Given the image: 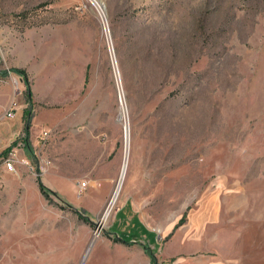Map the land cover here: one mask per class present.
<instances>
[{
    "label": "rangeland",
    "instance_id": "obj_1",
    "mask_svg": "<svg viewBox=\"0 0 264 264\" xmlns=\"http://www.w3.org/2000/svg\"><path fill=\"white\" fill-rule=\"evenodd\" d=\"M95 1L108 41L89 0H0V127L24 111L22 130L0 140V264L112 262L98 246L82 259L126 200L154 231H172L213 198L229 240L219 260L264 264V0ZM11 69L26 74L31 101ZM124 126L123 189L95 234ZM14 141L12 173L2 153Z\"/></svg>",
    "mask_w": 264,
    "mask_h": 264
},
{
    "label": "crops",
    "instance_id": "obj_2",
    "mask_svg": "<svg viewBox=\"0 0 264 264\" xmlns=\"http://www.w3.org/2000/svg\"><path fill=\"white\" fill-rule=\"evenodd\" d=\"M23 116L24 111L17 113L7 126L0 127V140L11 141L14 134L22 130ZM221 212L222 205L213 198L197 205L188 216L186 225L177 222L172 231L167 228L154 231L137 213L134 204L126 200L116 212L111 231L97 244L93 242L90 251L98 246V255L110 250L118 255L112 262L100 264H151V257L153 264H235L219 260L222 250L229 247L228 234L219 233L218 227L224 220ZM213 233L209 244L204 246L207 235ZM203 250L210 252L202 254Z\"/></svg>",
    "mask_w": 264,
    "mask_h": 264
},
{
    "label": "trees",
    "instance_id": "obj_3",
    "mask_svg": "<svg viewBox=\"0 0 264 264\" xmlns=\"http://www.w3.org/2000/svg\"><path fill=\"white\" fill-rule=\"evenodd\" d=\"M26 24L28 25V27H34V26H36V23H34V22H29V23H26ZM9 72H11V73H13V74L19 76L20 78H22L23 83H24L25 86H26V96H27L28 100L31 101V92H30V88H29V83H28V79H27V76H26V74L24 73V71H22V70H20V69H11L10 71L5 72V73H4V76H6ZM29 122H30V120H29V117H28V118H26V121H25V123H24V133H25L24 142H25V144H26V145H25V148H26V151L28 152V154L31 153L30 147H29V145H28V136H29V129H30V127H29ZM13 144H14V143H12V145H13ZM12 145H11V146H12ZM11 146H9L8 148H6L2 154H6V153L9 151V149H10ZM36 180H37L38 182L40 181L39 178H37ZM40 188H41V192H42V194H44V195L46 196V198L49 197L48 194L55 196V195H54L53 193H51L49 190L44 189V188L42 187L41 184H40ZM47 193H48V194H47ZM68 208L71 209V210H72L73 212H75L76 214H78L79 217L83 220V222H84L85 224H87V225L90 226V227L94 226V223H92L87 217H85V216L83 215V214H84L83 211H79V210H76V209H72L71 207H68ZM181 220H182V219H181ZM181 220H180V222H179L178 224H181ZM151 259H152L151 264H153V263H154V259H153V257H151Z\"/></svg>",
    "mask_w": 264,
    "mask_h": 264
},
{
    "label": "built area",
    "instance_id": "obj_4",
    "mask_svg": "<svg viewBox=\"0 0 264 264\" xmlns=\"http://www.w3.org/2000/svg\"><path fill=\"white\" fill-rule=\"evenodd\" d=\"M91 2V0H89ZM97 14V12H96ZM98 19H99V22H100V25L103 29V33H104V36L106 37L107 41L109 40V35H108V25H107V21H106V18L103 17L102 15H97ZM109 44V42H108ZM111 55V53H110ZM119 102H120V106H122V103L120 101V98H119ZM15 108L14 106L12 105L6 115L7 118H14V112ZM47 134H43V138H46ZM16 141V140H15ZM15 141L12 142L14 143L12 145L11 143V147L9 149V151L5 154V157L2 159V164L4 165L5 169L8 171V172H16L15 170V166L18 162H20V159H19V152L22 150V147L23 145L19 142L17 143V145H15ZM23 164H27L26 161H22ZM81 189L82 188H85L86 187V184H81L80 185Z\"/></svg>",
    "mask_w": 264,
    "mask_h": 264
},
{
    "label": "bare ground",
    "instance_id": "obj_5",
    "mask_svg": "<svg viewBox=\"0 0 264 264\" xmlns=\"http://www.w3.org/2000/svg\"><path fill=\"white\" fill-rule=\"evenodd\" d=\"M91 3L96 8L98 14L99 15H103L102 14L103 13L102 6L99 3H97L95 0H91ZM121 119L124 122V120H125V113H124L123 110L121 111ZM125 126H126V124H125ZM125 126L123 128L124 129L125 157H124V161H123V164H122L121 173H120V176H119L118 183H117V185H116V187H115V189L113 191V194L111 195L110 203L107 206L106 210L104 211L103 215L100 217V221L102 223L105 222L108 219V217L110 216L112 207L117 202V200H118V198H119V196H120V194L122 192L123 184H124L125 177H126L127 165H128L127 160H126L127 159V153H128V129ZM93 242L94 241H92L91 243H93Z\"/></svg>",
    "mask_w": 264,
    "mask_h": 264
},
{
    "label": "water",
    "instance_id": "obj_6",
    "mask_svg": "<svg viewBox=\"0 0 264 264\" xmlns=\"http://www.w3.org/2000/svg\"><path fill=\"white\" fill-rule=\"evenodd\" d=\"M102 225L103 223L101 221H97L96 222V229H95V234H99L101 229H102ZM92 246V243L89 245V247L87 248L84 256H83V259H82V262L86 259V257L88 256V253L90 252V247ZM82 264V263H81Z\"/></svg>",
    "mask_w": 264,
    "mask_h": 264
}]
</instances>
